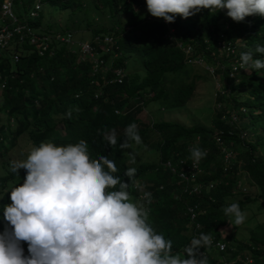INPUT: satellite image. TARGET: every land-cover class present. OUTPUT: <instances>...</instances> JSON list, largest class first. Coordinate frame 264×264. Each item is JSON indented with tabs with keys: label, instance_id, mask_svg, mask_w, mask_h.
<instances>
[{
	"label": "trees",
	"instance_id": "1",
	"mask_svg": "<svg viewBox=\"0 0 264 264\" xmlns=\"http://www.w3.org/2000/svg\"><path fill=\"white\" fill-rule=\"evenodd\" d=\"M47 1L63 7L71 0ZM97 2L99 4L87 1V5H92L99 19L106 18L103 15L104 8H107L110 17H116L120 10L139 15L135 22L127 25V30L114 21V24H106L108 28L104 24L92 28L91 34L106 32L117 38V48L113 49L116 55H102V58L110 61L112 67L123 68L124 53L136 50L143 66V75L138 79L137 76L129 77L125 74L121 83H111L108 71L91 76L90 63L77 60L76 53H71L60 44L56 46L53 56L40 57L29 52L26 44L12 42L0 55V73L7 76L4 88L0 89V108L4 110L7 119V124L0 122V157L15 145L18 136L25 133L32 147L47 141L59 146L84 139L92 159L101 155L108 156L118 168L114 175L129 182L123 173L130 166L126 164L125 149L121 151L119 145L124 141L125 128L135 123L143 145L150 144L151 135L158 137L155 146L158 162H142L135 166L136 177L129 188L135 200L139 199V190L133 189L134 184H141L144 192L152 193V202L147 205L152 226L163 232L166 239H171L173 252L181 255L195 231L211 234L214 239L225 243L221 230L229 226L234 229L236 225L230 222V217L224 215L220 206L223 197L231 194L238 179L239 161L240 170L248 183L257 188L254 196L237 201L240 208L249 201L258 199L264 202V153H257L258 147L264 151V69L246 71L238 67L233 75H229L231 58L226 61L224 56L219 55L218 42H229L235 48V56L239 60L240 53L249 50L253 51V59H264V55L254 51L257 45L264 46V22L259 15H251L237 23L227 17L226 10L201 9L187 19L176 16L174 22L169 24L150 14L146 18L144 10L135 12L132 9L133 5L146 7L145 0ZM17 17L21 19L20 13ZM39 21L40 15L30 25L35 28ZM168 25L173 28L170 35ZM187 46L191 50L185 53ZM13 51L20 53L15 63L9 58ZM196 56H200L204 64L212 65V71L195 62L193 58ZM187 64L196 69L201 67L212 79L215 74L219 76L215 80L220 84L215 88L213 96L220 106L215 112L213 127L219 131V138L225 145L230 142L228 147L234 152V159L226 169H223L211 128L198 124L186 126L171 120L144 123L135 114L142 106L128 102L130 97L151 92V98L160 100L163 108L182 105L192 90L193 79L179 87L172 96L164 89L161 79L167 73L184 70ZM195 73L200 75L197 70ZM94 91L100 92L96 98L93 96ZM76 106L82 111L78 114L73 112L71 119L64 118L66 111ZM115 108L119 109V113H114ZM232 111L236 114L234 121L228 119ZM57 124H60L59 128ZM113 129L117 145L110 147L104 141L103 134ZM244 131H249V134H244ZM195 136H198V141L194 146L206 152V156L199 161L200 168L204 170L201 180L203 183L213 181L215 186L212 189L202 188L199 194L188 195L179 193L177 179L164 166V161L169 159L174 163L179 158H188V145ZM237 143L238 149L231 148L232 144ZM25 175L24 169H20L18 175L12 170L0 175V188L3 189L6 182L13 178L24 179ZM9 203L8 195L3 191L0 198V231L5 226L2 206ZM192 203L197 204L194 223L189 222L185 211L186 205ZM195 222L199 226L197 229ZM236 245L237 251H230L228 246L222 252L212 248L200 251L208 257L209 264L226 253V259L233 260L229 264H244L248 257L251 264H264V229L259 235L250 233L246 241H239ZM21 246L25 247L26 243L21 242Z\"/></svg>",
	"mask_w": 264,
	"mask_h": 264
},
{
	"label": "clouds",
	"instance_id": "2",
	"mask_svg": "<svg viewBox=\"0 0 264 264\" xmlns=\"http://www.w3.org/2000/svg\"><path fill=\"white\" fill-rule=\"evenodd\" d=\"M148 14L173 23L176 16L187 19L201 9L226 10L234 22L259 15L264 22V0H145ZM264 34V29H263ZM256 53L264 55V46ZM240 68L264 69V59H253V51L240 53ZM70 108L64 118L71 119ZM103 139L111 147L117 145L116 132H105ZM142 144L138 125L124 130L121 151ZM190 159L198 163L206 156L199 147L189 149ZM129 163L135 154L124 153ZM26 170L23 183L5 188L9 204L2 206L5 226L0 231V264H209L201 249L211 248L213 237L201 232L183 248V255L173 252V241L166 239L150 222L147 207L152 193L138 189L139 202L129 188L137 169L128 167L123 175H114V160L101 155L92 159L87 141L57 145L41 142L33 146L23 161L12 166L18 175ZM231 223L242 225L246 220L239 203L222 208ZM21 242L26 246L22 247ZM24 250L26 254L24 255Z\"/></svg>",
	"mask_w": 264,
	"mask_h": 264
},
{
	"label": "rangeland",
	"instance_id": "3",
	"mask_svg": "<svg viewBox=\"0 0 264 264\" xmlns=\"http://www.w3.org/2000/svg\"><path fill=\"white\" fill-rule=\"evenodd\" d=\"M87 1H91V3L93 4H99L97 0H71L70 3L62 7L58 3L50 4L48 1H45L40 7V21L39 23H37V27L34 28L35 31L50 30V32H63L65 30H69L73 33V36L75 38L87 40L91 35L92 28H97L96 26H101L104 24L106 28H108L109 26L106 24H114V21H117L119 26H125V30H127L129 28V26L127 25H131L139 17L137 13L129 14L122 10L117 12L116 17H110V13L108 12L107 8H104L105 12L103 13V15L106 18L100 17L99 19L95 16V11L93 10L92 5H87ZM22 3H24V1ZM16 4L17 2L15 1L12 8L13 11L18 14L19 10L18 8H16ZM118 6L121 7V3H119ZM24 7L25 9L27 8L26 3H24L23 8ZM132 9L135 12H142V10H144V12H146L145 17L147 18L149 16L148 12L146 11V7H138L136 5H133ZM20 15L21 19H24V12L23 15L21 13ZM101 19L102 21H100ZM168 29V34L170 35L169 31L172 33L173 28L168 25ZM190 50L191 48L189 47L188 52H190ZM76 55L78 57V54ZM124 55V73L127 74L129 77L137 76L139 79L143 75L144 70L141 60L138 54H136V50L125 52ZM219 55H222V57L224 56L223 59H226V61H228L229 57L226 56L224 53L220 52ZM78 59L79 57L77 58V60ZM193 59L194 61H198L199 63L208 66V68L212 67V65L208 63L204 64V61L201 59L200 56H196ZM196 70L199 72L200 75H197L195 73ZM214 77L215 78L212 79V77L205 71H203L201 67H197L196 69L191 65L187 64L184 67V70L178 71L176 73H167L165 74L164 78L161 79V84L163 85L164 89L168 92L169 96H172L174 95V93H177L179 87L184 84H187L191 79H193L194 82L192 90L190 91V94L182 105L163 108L161 106L160 100L151 98V92L144 93L141 96L130 97L128 99V102L139 104L140 106H142L140 110L135 113L136 116L141 120V122L148 123L157 120H171L186 126L198 124L204 126L205 128H211L212 131L215 133L218 130L213 127V123L215 119V112L220 106V103L216 100V98H214L213 94L215 92V88H217L220 83L217 82L218 80H215L219 78L218 74H215ZM243 90L245 89H242V91ZM4 113V110L0 108V122L7 124V119L4 116ZM11 124V126H13V121L11 122ZM57 127L59 128L60 124H57ZM4 131L5 133H7L6 130ZM245 132L249 134V131H244V134ZM153 136L155 135H151V137L149 138V145L141 144L137 146L133 144L132 149H125V153L131 154V152H134L135 154L134 164H130L128 162L129 157L126 156L127 165H129L130 167H135L142 162L153 164H156L158 162V151L155 149L158 137ZM247 139H249V136H247ZM229 143L230 142L227 143V147L230 145ZM3 145H6V143H4ZM1 146L2 144L0 143V147ZM234 147H236L235 149H238V143L235 145L232 144L231 148ZM31 148L32 145L26 133L18 136V138L15 140V145L8 148L4 156L0 157V175L11 171L14 163L23 161L31 150ZM257 153H264L262 147H258ZM240 165L241 163L239 161L238 179L235 182L231 194H228L227 196L223 197L220 206L221 209L224 206H227L233 202H237L239 200H246L247 197H252L254 196V194L257 193L256 186L248 183L245 174L240 170ZM23 180L24 179L16 177L12 180L7 181L4 188H0V198L5 188H11L12 186L22 184ZM137 202H139V199L137 200ZM241 210L246 215V220L244 224L239 226L236 225L234 229L229 226L228 228L221 230V233L225 240V245L226 247L228 246L230 251H237L236 243L239 241H246L250 233L253 232V234L259 235L264 229V202H261L258 199L254 201H249L242 206ZM211 248L214 251H217L214 247ZM226 254L228 255V253ZM226 254L224 256L225 258L227 256ZM24 255H28V252L26 254L25 250ZM244 255H246L245 251ZM250 261L251 260L248 257L245 259L244 264H251Z\"/></svg>",
	"mask_w": 264,
	"mask_h": 264
},
{
	"label": "built area",
	"instance_id": "4",
	"mask_svg": "<svg viewBox=\"0 0 264 264\" xmlns=\"http://www.w3.org/2000/svg\"><path fill=\"white\" fill-rule=\"evenodd\" d=\"M17 2L16 8L23 15L24 19H19L12 6L14 2ZM26 3L27 8H23L24 3ZM0 0V55L5 51V49L12 42H17L18 44L24 43L29 49V52H33L40 57H51L55 53L57 45H62L71 53L78 54L80 61H88L90 63V75H95L97 73H105L108 71L110 73L109 82L111 83H121L125 73L122 67L111 66L109 60L102 58L105 53L111 54L112 57L116 55L113 49H116V37L112 33H97L91 34L87 40L77 39L73 36V33L69 30L50 32L36 30L30 25L33 18L39 15L40 7L42 3L47 0ZM23 10V12H22ZM149 18V17H147ZM169 33H171L169 31ZM221 37V35H220ZM219 37V38H220ZM218 45L220 46L221 53H224L229 57V75H233L237 68L240 67L239 57H236L235 48L229 43H225L224 40H219ZM181 46V44H179ZM189 47L187 46L184 51L188 53ZM19 52L13 51L9 54L10 61L15 63L19 59ZM198 62V61H195ZM199 63V62H198ZM206 66V65H205ZM207 69L212 71V67ZM11 76V75H10ZM7 76L0 73V89L4 88L5 80ZM100 95L99 91H94L93 96L96 98ZM114 113H119V109H114ZM223 116V115H222ZM225 117V116H223ZM230 121L236 120V114L232 111L228 115ZM219 131L214 133V140L217 148L220 152V157L223 165V169L228 168L230 162L234 159V154L227 145L219 138ZM198 141V136L193 139V142L188 145L191 148ZM187 160H189L187 162ZM184 165V166H183ZM164 166L171 172L177 179V189L179 193L199 194L202 188L212 189L215 186V182L208 181L203 183L201 180V175L204 170L200 168L199 162L194 163L190 156L187 158H179L176 162H172L167 159L164 161ZM244 189V188H243ZM197 204H187L185 207L186 214L188 215V220L190 223H194L196 218ZM199 226L195 222V229ZM198 232H194L193 236H198ZM213 237V236H212ZM218 252H222L226 245L222 240L214 239L213 244ZM233 260H227L223 255L219 256L212 264H229Z\"/></svg>",
	"mask_w": 264,
	"mask_h": 264
},
{
	"label": "crops",
	"instance_id": "5",
	"mask_svg": "<svg viewBox=\"0 0 264 264\" xmlns=\"http://www.w3.org/2000/svg\"><path fill=\"white\" fill-rule=\"evenodd\" d=\"M19 10V9H18ZM40 12V11H39ZM19 13V12H18ZM16 14V13H15ZM17 15V14H16ZM39 15H40V13H39ZM35 18H37V17H35ZM35 18H33L32 20H31V22H34L35 21Z\"/></svg>",
	"mask_w": 264,
	"mask_h": 264
}]
</instances>
